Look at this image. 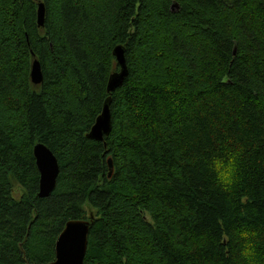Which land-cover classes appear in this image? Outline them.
<instances>
[{
    "label": "trees",
    "instance_id": "trees-1",
    "mask_svg": "<svg viewBox=\"0 0 264 264\" xmlns=\"http://www.w3.org/2000/svg\"><path fill=\"white\" fill-rule=\"evenodd\" d=\"M40 142L61 166L43 198ZM236 146L223 193L206 158ZM71 219L92 221L85 264H241L242 226L264 264V0H0V264L54 260Z\"/></svg>",
    "mask_w": 264,
    "mask_h": 264
},
{
    "label": "water",
    "instance_id": "water-1",
    "mask_svg": "<svg viewBox=\"0 0 264 264\" xmlns=\"http://www.w3.org/2000/svg\"><path fill=\"white\" fill-rule=\"evenodd\" d=\"M45 4L38 3V24L43 26L45 23ZM114 55L120 65V72L111 74L107 91L112 93L120 87L128 76L125 48L117 45ZM31 79L34 84H40L44 79L42 64L39 60H34L31 69ZM112 131V112L110 110V98L105 102L102 113L97 117L91 131L87 134L89 138L104 140ZM33 154L36 159L37 167L40 172L39 197H48L56 189L58 176L61 166L57 156L45 144L37 143L33 148ZM110 167V175H112ZM91 220L71 219L60 233L56 242V256L53 261L43 264H85V257L89 247V233ZM25 264H34L27 262Z\"/></svg>",
    "mask_w": 264,
    "mask_h": 264
},
{
    "label": "clouds",
    "instance_id": "clouds-1",
    "mask_svg": "<svg viewBox=\"0 0 264 264\" xmlns=\"http://www.w3.org/2000/svg\"><path fill=\"white\" fill-rule=\"evenodd\" d=\"M242 153V146H236L234 149L224 150L206 158V167L219 191L230 193L239 183ZM231 238L238 246L241 264H260L257 252L259 233L242 226ZM225 239L229 237L226 236Z\"/></svg>",
    "mask_w": 264,
    "mask_h": 264
},
{
    "label": "rangeland",
    "instance_id": "rangeland-1",
    "mask_svg": "<svg viewBox=\"0 0 264 264\" xmlns=\"http://www.w3.org/2000/svg\"><path fill=\"white\" fill-rule=\"evenodd\" d=\"M119 45H122V44H119ZM124 48H125V51H127V47L125 44L122 45ZM125 55H126V52H125ZM127 68H128V65H127ZM121 70V69H120ZM120 70L118 72H120ZM112 112V111H111ZM23 192H22V189L21 187H19L18 185L16 186L15 188V196L20 198L22 196Z\"/></svg>",
    "mask_w": 264,
    "mask_h": 264
},
{
    "label": "bare ground",
    "instance_id": "bare-ground-1",
    "mask_svg": "<svg viewBox=\"0 0 264 264\" xmlns=\"http://www.w3.org/2000/svg\"><path fill=\"white\" fill-rule=\"evenodd\" d=\"M36 60V59H35ZM38 60V59H37ZM34 62V61H33ZM42 83V82H41ZM109 163H110V167L113 165V162H112V159L111 158H109ZM110 171H111V168H110ZM112 171H113V167H112ZM113 173V172H112ZM109 176H111L110 174H109ZM53 261V260H52Z\"/></svg>",
    "mask_w": 264,
    "mask_h": 264
}]
</instances>
